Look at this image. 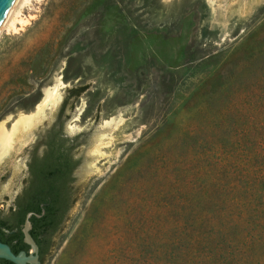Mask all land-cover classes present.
<instances>
[{
	"label": "rangeland",
	"instance_id": "obj_1",
	"mask_svg": "<svg viewBox=\"0 0 264 264\" xmlns=\"http://www.w3.org/2000/svg\"><path fill=\"white\" fill-rule=\"evenodd\" d=\"M19 17L0 39V125L63 86L0 149V209L44 130L82 141L44 264H264V0H30Z\"/></svg>",
	"mask_w": 264,
	"mask_h": 264
},
{
	"label": "trees",
	"instance_id": "obj_2",
	"mask_svg": "<svg viewBox=\"0 0 264 264\" xmlns=\"http://www.w3.org/2000/svg\"><path fill=\"white\" fill-rule=\"evenodd\" d=\"M77 94L78 91L74 95ZM81 143L79 136L66 137L61 120L38 142L29 162L28 186L17 197L8 215L0 211V241L10 246L14 254L30 253L31 246L25 242L23 232L30 213L41 215L30 218V234L39 247L41 264L51 254L56 237L76 201L73 186L81 158L76 157L75 150ZM42 145L46 146V151L40 157L38 150ZM0 264L15 263L1 258Z\"/></svg>",
	"mask_w": 264,
	"mask_h": 264
},
{
	"label": "bare ground",
	"instance_id": "obj_3",
	"mask_svg": "<svg viewBox=\"0 0 264 264\" xmlns=\"http://www.w3.org/2000/svg\"><path fill=\"white\" fill-rule=\"evenodd\" d=\"M29 2H30V0H21L20 1L7 31L16 32L18 30L17 25L19 23H21L20 25H22V24L27 25V23H26L27 20L24 21L22 19H19L20 18L19 14L21 12V8L24 5L29 4ZM27 22H29V21H27ZM62 86H63L62 81H61V79L58 78L55 81L54 86L51 89L46 90L44 101L38 106L35 113H33L31 115L21 116L20 119H18V121L15 122L12 131L7 132L4 124L0 125V149L3 150V155L1 156V158H4L5 155H8L10 153L11 149L15 148L14 146L17 143V141H20V139H22V137H20V134H25L26 131H29L32 126H35V124L40 122L43 119L47 109L54 108L58 105V103L61 99L60 90H61ZM122 122H123V120L116 121L115 119H112V121H109L108 123H106V126L112 127V128L113 127L119 128L120 125L123 124ZM74 129H72V130H74ZM100 146H102V145H100ZM100 146L95 148L96 150H94V151L96 153L101 152ZM32 252H34V251H32ZM21 259H22V257H20L19 260L21 261Z\"/></svg>",
	"mask_w": 264,
	"mask_h": 264
},
{
	"label": "water",
	"instance_id": "obj_4",
	"mask_svg": "<svg viewBox=\"0 0 264 264\" xmlns=\"http://www.w3.org/2000/svg\"><path fill=\"white\" fill-rule=\"evenodd\" d=\"M20 1L21 0H0V39L6 33ZM33 215L41 217L39 214L30 213L23 228L25 242L31 246L29 255L25 252L16 255L13 253L10 246L0 241V259H7L15 264H41L39 259V247L30 234L32 228L30 218ZM20 257H22L21 261L19 260Z\"/></svg>",
	"mask_w": 264,
	"mask_h": 264
},
{
	"label": "flooded vegetation",
	"instance_id": "obj_5",
	"mask_svg": "<svg viewBox=\"0 0 264 264\" xmlns=\"http://www.w3.org/2000/svg\"><path fill=\"white\" fill-rule=\"evenodd\" d=\"M53 126H54V125H53ZM53 126H51L49 129H51ZM49 129H47V130H49ZM47 130H44V131L40 134L39 139H38V142H40V141L43 140L44 135L46 134ZM66 137H67V136H66ZM36 146H37V145H36ZM35 148H36V147H35ZM45 151H46V146L42 145L41 147H39V150H38V154H39V156H40V157L44 156ZM29 179H30V173H29V168H28V177H27L26 180H25L24 187H23V189L21 190L20 194H22V192H23L25 186H28V184H29ZM20 194H19V195H20ZM19 195H18V196H19ZM18 196H17V197H18ZM16 199H17V198H16ZM15 201H16V200H15ZM14 204H15V202H14ZM12 207H14V205H12L11 208H12ZM11 208L8 209L7 211H6V210H1V209H0V211L3 212L4 215H8V214L10 213V211H11Z\"/></svg>",
	"mask_w": 264,
	"mask_h": 264
}]
</instances>
